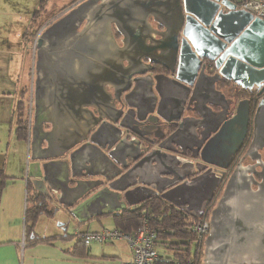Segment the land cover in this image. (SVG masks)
<instances>
[{"label": "water", "instance_id": "1", "mask_svg": "<svg viewBox=\"0 0 264 264\" xmlns=\"http://www.w3.org/2000/svg\"><path fill=\"white\" fill-rule=\"evenodd\" d=\"M221 6L230 11L224 13ZM183 9L188 12L186 21L179 15L172 30L170 23ZM153 23L164 30L157 32ZM115 29L123 38L122 46L115 37ZM156 56L171 64L178 56V75H158L151 80L160 97L156 110L141 118L139 108H132L140 123L153 117L174 122L178 129L169 136L164 134L155 148H138L133 146L136 139L127 141L122 134L115 136L110 131V127L119 128L122 124L116 127L117 120L111 121L109 112L123 111L115 110L106 86L111 83L114 88L124 74L127 78L137 74L135 68L146 65L143 57L159 63ZM205 60L218 69L219 75L215 76L251 90L250 84L264 73V20L236 10L229 0H83L74 4L37 41L30 148L34 189L83 224L121 213L153 197H161L195 220L203 219L223 180L219 170L205 169L208 165L229 168L241 140L237 139L233 148L235 137L231 133L239 130L244 137L249 119V110L241 102L233 120L221 123V133L206 145L205 140L199 147H186L180 142L185 122L195 118L185 116L191 109L185 108L184 102L177 108L172 101L164 102L161 92L172 100L180 94V98L195 97L199 87L205 88V78H209L205 74ZM91 76H96L92 95L84 88ZM183 89L188 93H183ZM166 110L171 117L165 116ZM193 110L203 121L197 108ZM126 116L118 119L123 122ZM103 119L88 140L90 130ZM251 148H264V102L257 108ZM188 151L191 159L200 162L185 158ZM215 152L228 155L224 164L209 158ZM261 168L260 183L241 164L229 177L211 211L203 264H264V164ZM124 169L127 170L123 172ZM197 172L201 174L194 176ZM97 177L109 183L104 185V180L94 179ZM254 183L256 189L252 187Z\"/></svg>", "mask_w": 264, "mask_h": 264}, {"label": "flooded vegetation", "instance_id": "2", "mask_svg": "<svg viewBox=\"0 0 264 264\" xmlns=\"http://www.w3.org/2000/svg\"><path fill=\"white\" fill-rule=\"evenodd\" d=\"M229 1L232 2L236 6V10H241L239 9L238 1L236 0H229ZM220 10H223L224 13H227L230 11L225 6H221ZM181 13L182 14L177 12V17L173 20L172 23H170V27L172 28V30L175 24L178 23L177 21H179V15L180 17L184 18V21H186V16H188V12H186V10L183 9ZM153 24L157 32L164 30L159 25L155 23ZM180 27L181 25L178 27V29ZM114 32H115V37L117 41L120 43L122 36L116 29L114 30ZM155 58H157V56ZM156 60H158L159 63L151 62L150 59H148L147 57H143L142 61L146 65H143L140 68L139 67L135 68L136 69L135 71L138 72L137 74H134L132 77H128V78H127V74H124L121 79L117 80L118 82H120V84H118L117 86H113L114 88H112L111 83L106 86L107 92L110 93L111 97L113 98V100L111 101H113L116 106L115 110L123 111V113L122 112L118 113V111H116L113 114H110L109 112V115L111 117L110 120L113 122L117 120V123H115L116 127H119V125L122 124V127H119V128L110 127V131H112L115 136H119V134H122V139L127 138V141H130L131 139H136L138 142L134 140L133 146H137L138 148H155L156 146L154 145L160 143L159 139L164 134L166 136H169L175 133V131L178 129V125L174 122H166L163 120L155 119L153 117H151L150 120L147 122L142 120L143 122L140 123V121L137 120L136 118L137 116H136V113H134L133 111L134 109L132 108V107L139 108V111L141 113L140 114L141 118H144L147 112L156 110V108L158 107L159 101H160V97L155 89L156 83L155 84L154 82L152 83L151 80H153V78L158 75H164L167 77H175L176 75H178V66H179L178 56L176 58L175 63L173 64H171L164 57L157 58ZM205 62L207 66L205 70V74L209 78H205V88L199 87L196 91L195 97H192V95H188V96L186 95L180 98L181 97V94H180L178 95V97L172 100L171 96H168L167 93L161 92V98H163L164 102L172 101L173 104L175 105V108H177L179 105L181 106L182 102H184L185 104L184 107L185 108L189 107L191 109L190 112H186L185 116L189 118H195V119H188L185 122V131L184 133H182V137L180 138V142H182V144L186 147L194 146V145L199 147L202 145L204 140H205V145H206V143L211 138H213L216 134L221 133L219 132V127L223 123L225 122L229 123L230 121L233 120V118L237 115V111L240 106L239 104L241 102H243V106L244 107L246 106L247 109L249 110V119H248L245 136L243 137V135L240 134L241 132L239 130H235L236 133H231V136L235 137L232 139L233 144H231L233 148L235 147L236 140L237 139L238 140L241 139V140L239 143L236 144L237 145L235 149L236 153L231 156V162H230L229 168L226 170H223L218 167L216 168V167H211L208 165V167L205 169V171H207V169L213 168V170H219V172L223 174V180L215 192V196L217 195L218 198L216 199L215 206L212 208L213 210L216 207L217 202L219 201L220 197L223 194V191L229 180V177L231 176L233 171L236 169L238 164H241L242 167L248 169L249 175L252 176L253 179L256 180L257 183L262 182V179L258 176V174L260 171H262L261 167L264 164V148L255 149V148H251V145H252V141L254 138V120H255L257 108L261 102H264V81L263 82L261 81L262 79H264V73H261L260 75L257 76L258 80L250 84L251 86H253V88H251V90H248V89H243L237 86L231 81H228L223 76H220V77L215 76V75H219L218 69H216L214 66L211 67L210 64L206 60ZM128 64L129 63H125V66H128ZM165 65L166 66L168 65L171 68H173V71H170ZM182 71H183V74H185L184 69ZM214 78L218 80L217 81L213 80ZM90 80L91 82L85 85L84 88H88L86 90L87 93L92 95V91L95 89V85H93V83L96 82V76L94 77V79H93V76H91ZM213 84L215 86V89H214ZM125 89H128V90L126 91ZM189 90L191 91L192 89H189ZM182 92L185 93L187 92V90L183 89ZM218 92L221 95L218 94ZM202 102H205V106H201V104H203ZM163 108L168 109L165 105H163ZM194 108H197L199 113L204 117L203 121L199 120V114L193 110ZM89 109L93 111L95 115H97L95 109L91 107ZM126 114L127 116L125 120L122 122L121 119ZM120 116H121V119H118ZM165 116L171 117L172 115L169 114L168 111L166 110ZM103 121L104 119L98 122L97 125H95L90 130V133L88 134V140ZM46 128L50 129V126H46ZM138 133L143 136H139ZM145 139H147L148 141H146ZM76 148L77 146L74 149ZM133 148L135 150V147ZM74 149H72L71 151H73ZM71 151H69L68 154L71 153ZM185 158L190 159L194 163L200 162V159H191V153L189 151H188L187 157ZM209 158L211 160L219 162V164H224L225 159L228 158V155L223 152H215L213 155H209ZM258 164L259 166H256ZM131 166L132 165H129V167ZM127 169H124L123 172H125ZM199 174H201V172H197L196 175L194 176H197ZM194 176L188 177L187 180L192 179ZM94 179L97 181L104 180L102 177H97ZM108 183L109 182L105 181L104 185ZM252 187L253 189H256L255 183L253 184ZM101 188L102 187L96 190H93L91 193H88L83 198V200L91 197L94 193H97V191ZM51 195L53 196V198L56 199L53 193H51ZM215 196L211 204L208 207H210L211 205L213 206L214 204L213 201L215 200ZM208 207L205 210V215L207 214L209 210ZM188 216L191 217L190 215Z\"/></svg>", "mask_w": 264, "mask_h": 264}, {"label": "crops", "instance_id": "3", "mask_svg": "<svg viewBox=\"0 0 264 264\" xmlns=\"http://www.w3.org/2000/svg\"><path fill=\"white\" fill-rule=\"evenodd\" d=\"M48 25L50 26L51 24L44 25L46 27L42 33L49 27ZM152 26L155 28L154 24ZM156 39H159V37ZM119 45L122 46V43L120 42ZM132 46H135V44L133 43ZM6 52L8 58H12L9 56L10 53ZM36 53L37 46L34 55ZM149 54L155 56L152 51H149ZM130 55L134 56L132 53ZM33 83L34 77L32 72L29 73L26 80L18 69L15 72L13 71V65L10 60L3 61V58L0 59V171H3L6 176L4 188L0 189V264H122V262L129 261L131 259V251L126 241L125 249L127 250V257L124 259L117 255L119 254L118 252L109 251L108 249H102L101 253L91 251L92 246L95 244L107 245L111 243H92L89 247L91 257L85 259L70 258L64 252L66 248L62 249L59 245L29 246L26 243L25 210L27 204V186L32 180L30 177V166L32 164L30 160V148L33 126V104L30 105V138L28 141L19 140L17 135H14L16 134L14 121L19 95L22 91L27 90L30 91L29 95L31 99ZM1 185L2 182L0 180V187ZM58 212L55 217L58 216ZM66 213L68 215H64V219L57 224V228L60 230H62L60 224L69 221V213ZM106 218L113 217L112 215L98 217L86 224L77 221V223H74L73 234L93 233L101 231L104 228L116 229L113 219L111 227L105 225L104 221L107 220ZM40 219L41 217L37 222L35 230L39 236L47 237L60 233L53 224H49L50 227L45 229V231L51 229L52 234L41 233ZM92 223H96L98 226L92 227Z\"/></svg>", "mask_w": 264, "mask_h": 264}, {"label": "trees", "instance_id": "4", "mask_svg": "<svg viewBox=\"0 0 264 264\" xmlns=\"http://www.w3.org/2000/svg\"><path fill=\"white\" fill-rule=\"evenodd\" d=\"M42 1L32 17L30 25L24 35V39H29L32 43L36 37L39 22V14L42 16L45 10ZM48 2V1H47ZM46 3V2H45ZM75 3L69 7L72 8ZM65 11V9L61 10ZM55 16V15H53ZM45 20L44 23L51 24V20ZM60 17H56L58 19ZM43 22V21H42ZM50 22V23H49ZM42 23V26L43 24ZM49 26V25H48ZM43 28V27H42ZM30 91L24 90L19 95V100L15 110V132L19 140L24 142L30 138ZM0 180L4 188L6 176L0 171ZM220 193V192H219ZM218 196H215L213 206L208 207V212L203 219H209L212 208ZM25 210V241L30 245H50L57 246L59 241L64 243L70 242V245L64 249L67 256L74 259L90 258L89 247L84 243L86 233L70 234L69 226L77 221L69 215V221L61 225L62 232L53 236H39L36 225L40 217H55L59 210L66 211L63 207L50 202L44 195L38 193L31 182L27 186V199ZM51 204L54 207H51ZM144 216V217H143ZM114 227L122 232L132 234L139 225L140 219L144 220L151 226H154L157 232L155 244L158 248L160 260L156 264H203L204 261V240L197 242V236L193 231V226L199 220H195L184 212L180 211L161 197H154L139 206L125 210L118 215H112ZM101 219V218H100ZM161 249V252L159 250Z\"/></svg>", "mask_w": 264, "mask_h": 264}, {"label": "rangeland", "instance_id": "5", "mask_svg": "<svg viewBox=\"0 0 264 264\" xmlns=\"http://www.w3.org/2000/svg\"><path fill=\"white\" fill-rule=\"evenodd\" d=\"M42 1L46 2H44L46 6H44L45 10L43 15L41 16L39 14V22L36 23L37 27H40L38 31H40L44 25H47L44 23L45 20H49L53 15H55L53 16L55 18L50 21L52 24L59 19H56V17L61 18L67 13L66 11L68 9H71L69 6L72 3L78 4L83 0H0V59L3 58V61L10 60L13 65V71L15 72L18 69L23 74V78L26 80L31 72L35 78L36 55H34L33 43L29 39H24V35L28 28L27 25L29 26L33 15L38 9V5ZM236 1L241 3L243 0ZM63 9H65V11H61ZM42 23H44L43 26ZM6 51L10 53L9 56L12 58H8ZM31 99L33 100V97ZM32 103L30 102V105ZM14 135L16 136V134ZM51 207L54 206L51 204ZM64 215L68 214L63 210H60L58 212V216L55 218L42 216L39 223L40 228L42 229L41 233L47 235L52 234L51 229L48 231H45V229L50 227L49 224H53L57 228L58 222L64 219ZM106 219L107 220L104 221L105 225L111 227L112 218ZM91 226L95 227L98 225L96 223H92ZM57 230L62 232L59 228H57ZM69 233H74V223L72 222L69 227ZM58 245L63 249L68 247L70 242L64 243L63 241H59ZM125 245V241L107 245L95 244L92 246L91 251L101 253L102 249H108L109 251L118 252L119 254L117 255L124 259L127 257ZM159 252H161V249Z\"/></svg>", "mask_w": 264, "mask_h": 264}, {"label": "built area", "instance_id": "6", "mask_svg": "<svg viewBox=\"0 0 264 264\" xmlns=\"http://www.w3.org/2000/svg\"><path fill=\"white\" fill-rule=\"evenodd\" d=\"M239 9L250 13L253 18L264 20V0H243L239 3ZM44 26L37 32L33 42L34 54L38 38L41 36ZM144 217V216H143ZM211 230L209 219H200L193 226V231L197 236V242H201L208 236ZM157 232L154 226L149 225L144 218L140 219L137 230L128 234L118 229H102L98 232L86 233L83 237L86 246L90 247L92 243H117L126 241L131 251V259L122 262V264H156L160 258L156 246Z\"/></svg>", "mask_w": 264, "mask_h": 264}]
</instances>
